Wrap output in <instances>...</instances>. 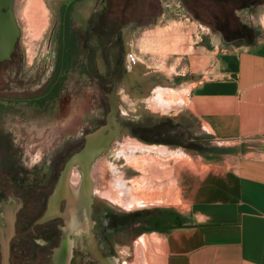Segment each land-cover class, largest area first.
Here are the masks:
<instances>
[{
  "label": "rangeland",
  "instance_id": "rangeland-1",
  "mask_svg": "<svg viewBox=\"0 0 264 264\" xmlns=\"http://www.w3.org/2000/svg\"><path fill=\"white\" fill-rule=\"evenodd\" d=\"M53 1L42 0L44 7L40 0L35 2V9L41 7V19H33L23 11L20 34L10 59L0 62V99H18L17 102L0 101V199L3 201L8 199L2 193L19 190H12L10 185V176L14 177L17 172L12 166L23 171L48 164L62 157L60 153L67 156L81 144L85 133L104 122L107 111L104 95L110 88L109 78L94 71L87 42L82 45L84 37L73 35L72 29L70 32L64 30L59 41L61 21L48 7ZM122 3V17H136V20H129L136 24L130 27L126 43L120 50L101 49L95 63L101 70L111 58L119 66L114 98L120 130L108 149L90 166L92 211L85 219L94 221V239L98 247L103 246L105 236L111 241V253L101 250L108 264H143L140 258L149 237L144 238L131 230L146 216L157 213V195L162 183L157 176L149 174V167L150 171L155 167L167 174L169 160L171 165L183 167L190 159L211 160L220 152L196 118L186 113L185 94L194 74L188 68L187 59L205 50L220 55L228 50L249 48L250 45L238 40H229L236 35L232 27L236 22L245 24L256 31L255 41L262 38L258 23L264 2L238 8L225 2L189 0H122ZM90 6L91 2H87V8ZM84 9L81 5L77 7L82 13ZM92 21L93 24L98 22ZM122 21L127 22L115 19L111 23L118 25ZM68 24L75 27L72 22ZM60 42L67 67L63 70L59 91L41 107L23 102L20 99L35 96L34 93L46 87L48 77L58 73ZM145 73L150 81L145 83V88L138 89L135 84L143 78L145 81ZM162 101H170V104ZM146 124L150 127H142ZM163 148L166 151L161 152ZM169 150H172L170 155ZM104 168L107 170L100 186L97 176ZM79 177L78 166L74 165L68 177V185L73 190ZM168 177L167 174L166 180ZM136 183L146 194L144 197L139 194L140 190H134ZM105 184L110 188L121 184L125 203L106 196ZM167 186L174 190L173 180ZM135 191L138 202L132 196ZM24 202L26 206L17 215L15 242L18 252L28 253L33 259L34 252L42 253L43 243L54 233L46 235L43 232L39 219L44 211L37 212L36 201L26 194ZM172 204L175 206V202Z\"/></svg>",
  "mask_w": 264,
  "mask_h": 264
},
{
  "label": "crops",
  "instance_id": "crops-1",
  "mask_svg": "<svg viewBox=\"0 0 264 264\" xmlns=\"http://www.w3.org/2000/svg\"><path fill=\"white\" fill-rule=\"evenodd\" d=\"M68 1L54 0L48 6L60 21ZM35 2L12 0L19 34L25 11L33 19L42 18ZM70 12L71 19L77 17L76 6ZM261 13L262 38L249 48L220 55L205 50L187 59L194 74L185 94L186 113L196 118L220 152L211 160L190 159L183 167L169 160L168 180L165 171L149 167V174L162 183L152 215L165 212L166 228L140 233L149 237L140 258L143 264H264V10ZM171 180L174 190L166 187Z\"/></svg>",
  "mask_w": 264,
  "mask_h": 264
},
{
  "label": "flooded vegetation",
  "instance_id": "flooded-vegetation-1",
  "mask_svg": "<svg viewBox=\"0 0 264 264\" xmlns=\"http://www.w3.org/2000/svg\"><path fill=\"white\" fill-rule=\"evenodd\" d=\"M87 2H91V6L88 8ZM122 4V0H69L67 2V8L65 10L64 18L61 23H59L58 28L59 41L61 39L60 34L64 30H68V32H70V30L72 29L73 35L76 34L77 36L84 37L82 38V45L84 44V42H87L89 53L92 54L91 56L93 58L92 67H94V71L98 73V75L103 76L106 79L109 78L110 88L108 92L111 89L112 82L114 83L116 88L117 77L120 69L119 66L114 63L113 59L110 58L105 63V65L101 67V70H98L95 64L96 56L97 52L101 49L108 50V52H116L120 50L126 43V36L128 35L130 29L126 28L127 22H129V20H136L137 18L132 16L128 18L122 17ZM80 5L82 8H85L83 13L77 10V17L71 19L72 15L70 12V7H79ZM67 13L68 15L66 17ZM115 19H124L127 20V22L125 23L122 21L118 25L112 24L111 20ZM92 20H98V22L96 24H93ZM68 21L74 23L75 27H70ZM134 24H136V22ZM60 47H63V44L61 42L58 47V52L60 50L61 52H63V48L61 49ZM63 57L64 56L61 53V61H57L58 65L57 67L55 66L57 71H59L55 76L48 77L45 82L46 87H43V89H41L39 93H34L36 94L35 96L23 98L20 100L25 103L29 102L30 104H34V106L36 107H41L44 104L48 103L50 99H53L54 97L52 96L56 94V91H59V86L63 82V70L67 67L66 61ZM9 62L12 63V60H10ZM83 63L85 64V62ZM147 75L148 74L145 75V81L143 78L139 83L135 84L138 89L145 88V83L150 81V78ZM81 76L84 75L81 74ZM29 79L31 80V78ZM88 82L93 83L90 81ZM114 94L115 89L113 91V95ZM4 99L1 98L0 101L6 103L7 101L11 100L12 102H17L18 100L9 99L6 97H4ZM142 127L150 126L146 124ZM82 143L83 136L81 144L76 146V148L72 152L77 150L82 145ZM72 152H70L67 156H64L63 153H60L62 157H59L56 160L54 159L53 161H49L48 164H44L43 166L41 164V166L35 165L34 167L25 169L23 171H18L15 166H12V169L14 171L17 170V172L15 171L16 175L14 177L10 176V185L12 187V190L15 188L19 190L10 191L6 195L5 193L2 194H4L6 199H8V195H12L21 200V206L18 211L26 206V203L24 202L25 195H30L39 206L38 209H36L37 212L41 214L46 209L48 201L47 197L50 195L53 189L58 173L62 168L64 161ZM53 157H55V155ZM2 160L5 161L6 158H3ZM67 190L70 193H75L77 191V186L76 189L73 190L71 185H68ZM1 200L2 199H0V201ZM91 205L92 201H90L88 207V217L90 216V213L92 211ZM68 207L70 208V210H68ZM74 207L75 206L72 199L71 201H68L65 198H62L58 202L57 215L53 216V218H49L39 223L46 235L49 233H54V235L52 234L51 236H48L47 240L45 238L46 242L43 243V252H40L39 254L34 252L36 257H33V259L29 257L28 253L17 251L18 243L15 242L16 237H18L17 211L14 222V236L11 238L9 243V264H55V257L57 254H59V252L63 253L62 255H64L62 264H96V262H98V264H108L106 257L101 254V250H106L107 252L111 253L113 251L111 241L109 239L107 240L105 236L104 238H102L103 246L98 247L94 239V221H90L89 219L86 220L85 215H83L82 221L78 222L73 213V210L75 209ZM39 213L38 215H40ZM140 224L141 222L137 223L131 231L135 234H140L137 232V228ZM59 255L56 257V259L58 260H60L58 258Z\"/></svg>",
  "mask_w": 264,
  "mask_h": 264
},
{
  "label": "water",
  "instance_id": "water-1",
  "mask_svg": "<svg viewBox=\"0 0 264 264\" xmlns=\"http://www.w3.org/2000/svg\"><path fill=\"white\" fill-rule=\"evenodd\" d=\"M135 21L127 23L129 29ZM19 37V28L12 12V0H0V62L9 60ZM115 85L112 82L111 89L105 94L107 111L104 122L83 135L82 145L72 152L64 161L60 169L53 189L48 196L47 206L39 221H45L57 215L58 202L65 198L73 201V213L78 222L82 221L83 215L88 217L89 204L91 201L89 178L90 166L93 161L108 149L112 140L118 135L120 123L117 121L118 106L113 91ZM78 166L80 177L77 191L68 192V177L71 167ZM21 206V200L8 195V200L0 201V264H9V243L14 236V222L16 212Z\"/></svg>",
  "mask_w": 264,
  "mask_h": 264
},
{
  "label": "trees",
  "instance_id": "trees-1",
  "mask_svg": "<svg viewBox=\"0 0 264 264\" xmlns=\"http://www.w3.org/2000/svg\"><path fill=\"white\" fill-rule=\"evenodd\" d=\"M189 1L192 2L206 1L212 3L225 2V3H230L231 6L234 8L248 7L249 5H252L254 2H264V0H189ZM232 30H234V34L236 35L235 37L232 38L230 37L229 40H233V41L238 40L243 45H252L255 41V38L257 37L256 31L254 29H251L249 26L245 24L236 22L235 25H233ZM57 55H58L57 56L58 61H61V50L58 52ZM165 221H166L165 212H162L159 215H149L138 226L137 232L138 233L151 232V231L161 232L166 228V226L162 225Z\"/></svg>",
  "mask_w": 264,
  "mask_h": 264
},
{
  "label": "bare ground",
  "instance_id": "bare-ground-1",
  "mask_svg": "<svg viewBox=\"0 0 264 264\" xmlns=\"http://www.w3.org/2000/svg\"><path fill=\"white\" fill-rule=\"evenodd\" d=\"M165 90V89H164ZM161 93V92H160ZM158 99V98H157ZM158 103H159V101H158ZM162 103H169L170 104V101L169 102H165V101H162ZM134 149V148H133ZM161 152H164V151H166V149H161L160 150ZM180 155V154H179ZM181 156H183V155H181ZM185 156V155H184ZM105 170H107V168H104V169H102L101 171H100V173L98 174V176H97V181L100 183V186L101 185H103V174H104V172H105ZM109 185V184H108ZM136 186H135V189L134 190H137V192H138V190H140L141 188V186L138 184V183H136L135 184ZM122 185L121 184H116V187L114 186L113 188H110L109 186H107V184H105V188H104V191H105V193H107V195L106 196H108V197H110V199H115V200H117V201H119L121 204L122 203H125L124 202V200H123V196H122ZM165 188V187H164ZM142 190V189H141ZM139 191L140 193V195L142 194V196L144 195L143 193V191ZM144 190V189H143ZM136 191H135V193L134 194H136V195H134V194H132V196H133V198H134V200L136 201V202H138V193H137ZM154 192L155 191H153V194H154ZM132 193V192H131ZM152 194V195H153ZM105 195V194H104ZM146 195V194H145ZM144 195V196H145ZM149 196L151 195V194H148ZM156 195V194H155ZM143 196V197H144ZM152 197V196H151ZM154 197V196H153ZM143 242V241H142ZM144 243V242H143ZM60 254V255H59ZM59 254H57L56 255V257L59 255V259L60 260H58V259H56V257H55V264H62L63 263V260H64V255H62L63 253H60L59 252Z\"/></svg>",
  "mask_w": 264,
  "mask_h": 264
}]
</instances>
